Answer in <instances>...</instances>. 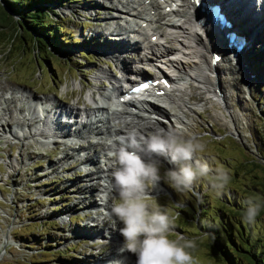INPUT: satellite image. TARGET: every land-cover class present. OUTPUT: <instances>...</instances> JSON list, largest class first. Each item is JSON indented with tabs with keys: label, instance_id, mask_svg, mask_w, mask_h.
Listing matches in <instances>:
<instances>
[{
	"label": "rangeland",
	"instance_id": "1",
	"mask_svg": "<svg viewBox=\"0 0 264 264\" xmlns=\"http://www.w3.org/2000/svg\"><path fill=\"white\" fill-rule=\"evenodd\" d=\"M126 1L62 0L56 3L52 17L66 27L70 40L82 42L81 45L64 48L65 54L51 52L45 46L34 50L31 40H28L29 46L25 51L19 39L10 49V39L3 42L0 37V264H102L98 258L110 248L102 247V244L106 241L110 244L111 239L77 236L82 233L80 228L89 231L86 227L92 222L93 211L84 210L80 205L87 194L78 189L86 183L82 180L83 175L94 171L95 166L81 164L75 168L76 161L64 160L60 162L63 163L60 168L52 171L50 165L53 166L63 152L76 157L84 153L81 151L78 155V151L67 147L63 143L64 138L56 142L46 139L42 133L36 134L38 128L49 125L43 121L37 123L39 120L35 119L37 115L43 117V109L52 103L63 107L79 100L84 107L85 103L90 104V94L101 101V93L109 92L114 82H126V76L133 71L124 69L123 60L109 56L123 43L107 41L128 34L112 32L113 28L121 29L126 25L124 19L112 18L118 13L115 7L122 8ZM96 32L100 35L93 37ZM129 38L132 41L136 39L133 34ZM139 44L142 47V43ZM95 45L98 50L99 47L105 50L100 52ZM254 48L257 47H251ZM143 51L140 48L122 54L126 65L134 72L138 56ZM90 57L92 60L88 61ZM142 68L144 75L156 76L155 66L143 63ZM232 83H228V92L234 122L220 101L204 99L199 103L201 96L195 94L194 99H190L195 110L186 109L185 119L189 124L183 126L171 115L169 118L173 124H168L178 135L185 138L194 136L206 144L205 152L194 159L208 163L214 171L227 170L231 175L229 186L217 195L207 182L200 181L191 192L181 194L162 179L161 191L147 194L153 204L177 217L171 238L183 236L191 239L192 235L198 238L194 239L197 264H222L223 261L215 252L211 237L196 221L199 217L204 218L202 203L208 205L204 208V225L207 219L212 220L220 214L219 208L226 209L230 215L235 212V220L245 223L242 219L245 209L238 208V204L245 202L246 198L264 197V182L258 180H264V89L239 78H234ZM261 85L264 87V82ZM32 95L41 98L42 103L32 100ZM158 104L163 105L161 102ZM169 110L175 112L171 108ZM26 116L28 120H25ZM75 117V123L79 124L82 116ZM76 139L78 143L72 144L86 143L82 138ZM97 153L100 154V148ZM95 157L99 159V156ZM158 159L162 163V176L166 169L178 167L163 158ZM94 197L101 202L100 193L96 192ZM251 226L252 231L263 233L264 210ZM95 232L92 230L88 234ZM239 234L236 236L241 239ZM120 239H123L121 235ZM41 243L45 245L40 247ZM87 257L92 260H87ZM126 261H129L127 264H136V256L131 254Z\"/></svg>",
	"mask_w": 264,
	"mask_h": 264
},
{
	"label": "bare ground",
	"instance_id": "2",
	"mask_svg": "<svg viewBox=\"0 0 264 264\" xmlns=\"http://www.w3.org/2000/svg\"><path fill=\"white\" fill-rule=\"evenodd\" d=\"M200 1L127 0L122 8L115 7L118 13L112 18L124 19L126 25L121 29L115 27L112 32L128 34L122 37L116 36L114 41L107 40L112 43H123L109 56L123 60L124 69L134 72L126 65L122 54L127 50L138 51L141 48L144 51L138 56L135 73L144 75L142 64H151L156 68L155 79L167 78L169 85L164 84V86L159 83L153 89L137 94L128 93L121 83L114 82L112 90L119 92L116 96L114 95L117 100L112 98V92L105 91L101 93V101L90 94V104L85 103L84 107H81L79 100L63 107L52 103L43 109V117L36 116L38 119L35 120H39L37 123L43 121V124L49 125L45 128H38L36 134L42 133L46 139H53V141L64 138L63 143L68 145L67 147L75 152L78 151V155L81 151L84 153L76 157V155L63 152L59 160L53 166L50 165L52 171L60 168L63 164L60 162L64 160L76 161L75 166L73 165L75 168L81 167V164L95 166L94 171H87L83 175L82 180H86V183L78 189L79 192L87 194L82 198L80 205L84 210L93 211L92 222L86 227L89 231H82L80 228L79 232L82 233L77 236L111 239L110 244L113 247L108 241L102 244V247H110L98 258L102 264H127L129 261H126V258L131 256L128 252H120L123 239H120L118 228L122 225L117 223L114 228L112 220L108 217L111 204L117 194L114 191L110 193L108 189L109 183L112 182L113 150L127 146L129 133H137V139L140 140L141 137L147 139L157 126L170 129L168 124H173L169 118L170 115L183 126L189 124L185 119V114L186 109L195 110L194 104L190 102L195 94L201 96L199 103L204 99H210L212 102L220 101L234 122V110H232L228 83L232 85L234 78L242 79V81L248 79V82L256 86L264 82V8H256L250 0H224V5L235 22L238 23L241 19L247 23L248 29L252 32L249 48L246 46L240 51L239 57L235 58L236 56L228 50L224 34L219 26L209 21L207 13H199L202 10ZM98 33H94L93 37L100 35ZM131 34L136 38L134 41L129 38ZM139 43H142V47ZM252 46L258 49H251ZM95 48L98 50L96 45ZM99 49L100 52L105 50L103 47ZM221 49H225L223 52L225 57L217 59L214 52ZM252 67L255 76L249 73V68ZM165 69H168L170 73ZM233 74H239V76L233 77ZM222 75L225 77L222 78ZM132 77V75H127L125 81L131 84ZM32 96V100L42 103L41 98L36 95ZM145 97L155 98L163 105L158 104L157 101L144 99ZM167 106L175 112L171 113ZM78 115L82 116L79 124L75 123L77 122L75 116ZM25 120H28L27 116ZM76 138H82L86 143L84 145L72 144L73 142L78 143ZM99 148L100 154L97 153ZM95 156H99V159ZM161 188L162 186H159L154 192L149 191V193L160 192ZM96 192L101 194V202L94 197ZM73 206L76 207V203ZM90 229L96 232L88 234L92 232ZM118 244L119 248H116Z\"/></svg>",
	"mask_w": 264,
	"mask_h": 264
},
{
	"label": "clouds",
	"instance_id": "3",
	"mask_svg": "<svg viewBox=\"0 0 264 264\" xmlns=\"http://www.w3.org/2000/svg\"><path fill=\"white\" fill-rule=\"evenodd\" d=\"M142 141V143H141ZM206 150V144L197 137L185 138L172 129L155 127L151 135L137 139V133H129L126 147L115 148L112 182L109 192L117 198L111 204L108 217L118 228L123 242L120 252L136 256V264H197L194 239L183 236L171 238L176 228V216L162 210L148 198L163 179L178 193L191 192L197 182L205 181L220 195L230 184L227 170L216 169L198 159ZM177 165L161 175V160ZM107 199V196H106ZM242 219L254 225L260 214L259 201L246 200ZM114 218V219H113Z\"/></svg>",
	"mask_w": 264,
	"mask_h": 264
},
{
	"label": "trees",
	"instance_id": "4",
	"mask_svg": "<svg viewBox=\"0 0 264 264\" xmlns=\"http://www.w3.org/2000/svg\"><path fill=\"white\" fill-rule=\"evenodd\" d=\"M61 1L0 0V37H2V41L10 39V49H12L14 42L19 39L22 50L25 51L29 46L28 40H31L34 50L45 46L51 52L65 54V49L80 42L78 39L70 40L66 27L52 17V13L56 12L53 6ZM91 58L88 61H91ZM258 180L264 182L263 179L259 178ZM251 199L261 203L260 212H262L264 197L258 199L251 197ZM246 200L248 199L246 198ZM246 200L239 203L238 208L246 209ZM206 206H208L207 203H202L201 212L204 218L206 217L204 209ZM219 210L220 214L215 215L212 220L207 219L206 225L203 223L204 218L199 217L196 221L204 233L213 240L215 252L223 259L222 264H264V231L258 234V231H252L251 225L235 220V212L230 215L226 209L219 208ZM180 229L184 231L182 228ZM237 233H240L242 240L237 238ZM191 239L198 238L192 235ZM42 245L45 244L41 243L40 247Z\"/></svg>",
	"mask_w": 264,
	"mask_h": 264
},
{
	"label": "snow or ice",
	"instance_id": "5",
	"mask_svg": "<svg viewBox=\"0 0 264 264\" xmlns=\"http://www.w3.org/2000/svg\"><path fill=\"white\" fill-rule=\"evenodd\" d=\"M143 87H147V85H144Z\"/></svg>",
	"mask_w": 264,
	"mask_h": 264
},
{
	"label": "built area",
	"instance_id": "6",
	"mask_svg": "<svg viewBox=\"0 0 264 264\" xmlns=\"http://www.w3.org/2000/svg\"><path fill=\"white\" fill-rule=\"evenodd\" d=\"M40 248V247H39Z\"/></svg>",
	"mask_w": 264,
	"mask_h": 264
}]
</instances>
